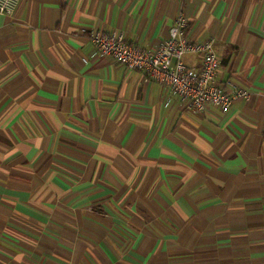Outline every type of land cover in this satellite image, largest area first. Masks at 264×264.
I'll use <instances>...</instances> for the list:
<instances>
[{
	"label": "crops",
	"instance_id": "1",
	"mask_svg": "<svg viewBox=\"0 0 264 264\" xmlns=\"http://www.w3.org/2000/svg\"><path fill=\"white\" fill-rule=\"evenodd\" d=\"M212 40L227 112L87 35ZM183 63L199 70L200 57ZM0 264H264V0H17L0 14Z\"/></svg>",
	"mask_w": 264,
	"mask_h": 264
},
{
	"label": "built area",
	"instance_id": "2",
	"mask_svg": "<svg viewBox=\"0 0 264 264\" xmlns=\"http://www.w3.org/2000/svg\"><path fill=\"white\" fill-rule=\"evenodd\" d=\"M16 5L17 0H0V14L11 16ZM187 26V21L180 15L170 30L169 38L154 53L130 46L120 36L88 32L86 29L80 33L87 35L101 56L110 57L130 70L145 71L162 80L190 109L204 110L213 106L221 112H227L235 101L249 98V93L241 89L232 94L221 90L216 81L219 62L214 42H189L184 34ZM187 54L200 57L199 70L189 69L183 63Z\"/></svg>",
	"mask_w": 264,
	"mask_h": 264
}]
</instances>
